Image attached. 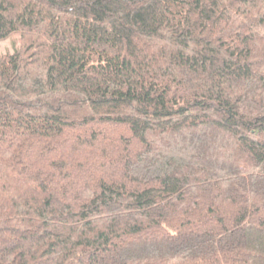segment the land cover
<instances>
[{
	"label": "trees",
	"instance_id": "16d2710c",
	"mask_svg": "<svg viewBox=\"0 0 264 264\" xmlns=\"http://www.w3.org/2000/svg\"><path fill=\"white\" fill-rule=\"evenodd\" d=\"M0 264H264V0H0Z\"/></svg>",
	"mask_w": 264,
	"mask_h": 264
},
{
	"label": "rangeland",
	"instance_id": "374dc122",
	"mask_svg": "<svg viewBox=\"0 0 264 264\" xmlns=\"http://www.w3.org/2000/svg\"><path fill=\"white\" fill-rule=\"evenodd\" d=\"M19 45H20V42H19L18 36H13L10 39L0 44V52L2 54H7L9 52L14 51L15 48Z\"/></svg>",
	"mask_w": 264,
	"mask_h": 264
}]
</instances>
